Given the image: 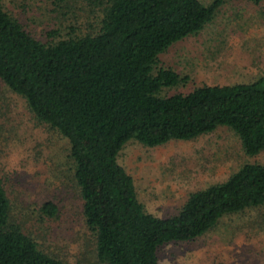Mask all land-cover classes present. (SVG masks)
Returning a JSON list of instances; mask_svg holds the SVG:
<instances>
[{"label":"trees","instance_id":"obj_1","mask_svg":"<svg viewBox=\"0 0 264 264\" xmlns=\"http://www.w3.org/2000/svg\"><path fill=\"white\" fill-rule=\"evenodd\" d=\"M226 1L52 0L50 12L65 19L44 40L0 0V87L66 140L78 214L97 264H159L158 249L168 242L195 239L225 215L264 206V164L245 162L190 193L176 214L158 217L118 162L129 140L153 147L221 127L247 156L264 151V74L185 93L166 90L188 76L161 64L160 56L201 32ZM38 210L42 222L59 216L51 200ZM0 264H68L41 250L12 219L2 177Z\"/></svg>","mask_w":264,"mask_h":264},{"label":"rangeland","instance_id":"obj_2","mask_svg":"<svg viewBox=\"0 0 264 264\" xmlns=\"http://www.w3.org/2000/svg\"><path fill=\"white\" fill-rule=\"evenodd\" d=\"M51 1L2 0L41 39L65 19L50 12ZM160 62L188 76L166 89L169 92L263 75L264 1L227 0L201 32L169 47ZM67 146L57 132L35 122L23 100L0 87V177L12 219L31 233L41 250L63 257L68 264H97L78 214L79 198L65 158ZM118 162L132 176L145 209L168 217L179 211L190 193L223 181L243 163L264 164V151L247 156L234 133L221 127L193 140L153 147L129 140ZM95 198L100 205L96 193ZM47 200L56 203L59 216L42 222L38 208ZM158 259L159 264H264V206L225 215L195 239L168 242L159 247Z\"/></svg>","mask_w":264,"mask_h":264}]
</instances>
